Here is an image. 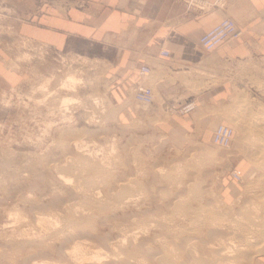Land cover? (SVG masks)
Here are the masks:
<instances>
[{"label": "rangeland", "instance_id": "rangeland-1", "mask_svg": "<svg viewBox=\"0 0 264 264\" xmlns=\"http://www.w3.org/2000/svg\"><path fill=\"white\" fill-rule=\"evenodd\" d=\"M12 6L0 0L20 74L0 78V264H264V70L226 69L208 130L234 135L216 146L130 97L121 108L97 45L18 38Z\"/></svg>", "mask_w": 264, "mask_h": 264}, {"label": "crops", "instance_id": "crops-1", "mask_svg": "<svg viewBox=\"0 0 264 264\" xmlns=\"http://www.w3.org/2000/svg\"><path fill=\"white\" fill-rule=\"evenodd\" d=\"M197 1L7 0L13 6L5 16L14 21L18 38L59 52H86L97 45L105 56L110 94L121 108L130 97L131 103L148 106L156 119L178 117L173 123L180 134L194 136L202 127L210 142L208 126L224 103L226 69L264 70V64L259 67L264 60V0ZM223 17L236 21L239 38L204 50L200 36ZM161 49L170 56L160 55ZM12 55L0 37V78L6 84L20 79ZM142 66L150 68L149 74H140ZM138 84L152 88L150 103L132 100L130 92ZM228 86L229 104L235 98ZM187 102L194 109L178 114Z\"/></svg>", "mask_w": 264, "mask_h": 264}, {"label": "built area", "instance_id": "built-area-1", "mask_svg": "<svg viewBox=\"0 0 264 264\" xmlns=\"http://www.w3.org/2000/svg\"><path fill=\"white\" fill-rule=\"evenodd\" d=\"M185 3L198 4L197 0H183ZM223 4L221 0H217L216 3ZM241 30L238 27L236 21L231 17H223L215 24H213L206 32H204L199 38V45L204 50H211L227 40H236L239 38ZM160 55L169 57L170 52L167 49H162L159 52ZM150 72L148 66H142L140 68V74L145 76ZM132 97L134 100L150 103L152 101V88L149 85L138 84L132 90ZM195 104L193 102H187L181 105L178 109V113L186 114L194 109ZM233 128L224 123H217L212 132V142L216 146L229 147L233 139ZM230 175L233 179L239 180L240 174L236 170H231Z\"/></svg>", "mask_w": 264, "mask_h": 264}, {"label": "bare ground", "instance_id": "bare-ground-1", "mask_svg": "<svg viewBox=\"0 0 264 264\" xmlns=\"http://www.w3.org/2000/svg\"><path fill=\"white\" fill-rule=\"evenodd\" d=\"M191 6V5H190ZM194 7H196V6H194ZM201 7V6H200ZM162 50V49H161ZM78 57L79 58H84V57H82V56H80V55H78ZM149 74V73H148ZM79 80V78L76 76V75H74V74H71V73H67L66 74V76H65V79H64V81H62V86H70V84L71 85H74V83H76V81H78ZM150 86V85H149ZM69 88V87H68ZM153 98V97H152ZM62 102L65 104V103H67V99H64L63 98V100H62ZM228 104V103H227ZM224 106V105H223ZM221 110V109H220ZM238 119V118H237ZM210 157V156H209ZM43 206V205H42ZM133 218V217H132ZM263 221V220H262ZM256 228H257V226H256ZM111 229V228H110ZM128 231V230H127ZM84 240V239H83ZM124 242V241H123ZM136 242V241H135ZM74 243V242H73ZM108 243V242H107ZM140 243H142V242H140ZM138 247V246H137ZM140 247V246H139ZM224 247V246H223ZM220 249V248H219ZM224 249V248H223ZM220 252V251H219ZM216 253V252H215ZM86 261V260H85ZM88 261V260H87ZM90 261V260H89ZM215 261V260H214ZM26 262V261H25ZM32 262V261H31ZM82 262H83V260H82ZM130 262V261H129ZM89 263H91V262H89ZM186 264V263H185ZM225 264V263H224Z\"/></svg>", "mask_w": 264, "mask_h": 264}]
</instances>
